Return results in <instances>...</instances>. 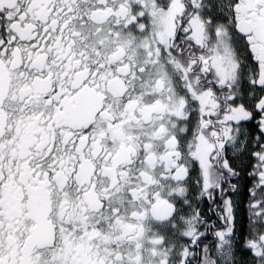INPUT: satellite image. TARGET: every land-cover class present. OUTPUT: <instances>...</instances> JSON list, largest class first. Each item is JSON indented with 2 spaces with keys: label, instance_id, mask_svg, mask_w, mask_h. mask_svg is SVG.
I'll list each match as a JSON object with an SVG mask.
<instances>
[{
  "label": "snow or ice",
  "instance_id": "snow-or-ice-1",
  "mask_svg": "<svg viewBox=\"0 0 264 264\" xmlns=\"http://www.w3.org/2000/svg\"><path fill=\"white\" fill-rule=\"evenodd\" d=\"M0 264H264V0H0Z\"/></svg>",
  "mask_w": 264,
  "mask_h": 264
}]
</instances>
